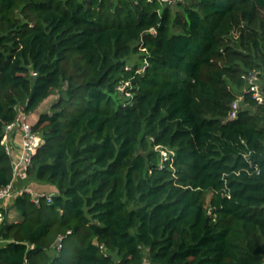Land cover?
Masks as SVG:
<instances>
[{
  "label": "trees",
  "instance_id": "1",
  "mask_svg": "<svg viewBox=\"0 0 264 264\" xmlns=\"http://www.w3.org/2000/svg\"><path fill=\"white\" fill-rule=\"evenodd\" d=\"M257 72L264 0H0V190L6 127L59 96L25 183L53 203L9 205L0 264H264Z\"/></svg>",
  "mask_w": 264,
  "mask_h": 264
},
{
  "label": "built area",
  "instance_id": "2",
  "mask_svg": "<svg viewBox=\"0 0 264 264\" xmlns=\"http://www.w3.org/2000/svg\"><path fill=\"white\" fill-rule=\"evenodd\" d=\"M243 79L247 84V91L253 94V98L258 101V103L263 104L264 98L258 88L257 75L255 73L244 75ZM239 110L240 103L236 101L231 106L229 119H237ZM15 130L21 131L22 134L18 152H16L13 145L10 144V133ZM42 143V137L33 131V125L26 120L25 113H21L16 121L6 127L2 144L5 146L8 155L12 158L13 179L9 185L0 190V225L7 221L9 223H17L15 219V221L11 220L13 218L8 213V216L4 213L5 209L7 210L9 205H12L17 197L31 195L33 202L38 207L41 206L43 198L47 200L48 204L53 203L52 194L36 193L25 184L28 180V168L32 165L33 157ZM163 156L164 160L169 159L167 152H164ZM64 238L65 237L61 236L58 239V250L62 249Z\"/></svg>",
  "mask_w": 264,
  "mask_h": 264
},
{
  "label": "crops",
  "instance_id": "3",
  "mask_svg": "<svg viewBox=\"0 0 264 264\" xmlns=\"http://www.w3.org/2000/svg\"><path fill=\"white\" fill-rule=\"evenodd\" d=\"M41 114H42V106L37 111H35L34 113L27 115L26 120L29 123L34 124V123H36V121L38 120V118ZM21 140H22L21 131L15 130V131L10 133V144L13 145L16 152H18V148L21 144ZM29 187L36 193L53 194L56 191L54 187L48 186V185L29 184ZM8 209L7 210L5 209V214L7 215V213H8L13 218V219H11L12 221L16 220V222H18V221L23 219V217L21 216L19 211L17 209H15L13 206L11 207V209H9V212H8Z\"/></svg>",
  "mask_w": 264,
  "mask_h": 264
},
{
  "label": "rangeland",
  "instance_id": "4",
  "mask_svg": "<svg viewBox=\"0 0 264 264\" xmlns=\"http://www.w3.org/2000/svg\"><path fill=\"white\" fill-rule=\"evenodd\" d=\"M173 2H175L176 0H172ZM257 75V82H258V88H259V91H261V86L263 84V81L261 78H259V73H255ZM121 90H124L123 88H121ZM59 99V96L58 95H54L53 97H51L49 100H47L43 105H42V113H46V112H51L52 111V107L54 105V103ZM239 103L241 105L242 103V99L239 100ZM209 200H210V195H206V198H205V202H206V205L209 204ZM8 208V207H7ZM9 209H11V207H9ZM9 209H8V212H9ZM8 216V214H7ZM56 252L55 251H52L51 252V255L53 256Z\"/></svg>",
  "mask_w": 264,
  "mask_h": 264
}]
</instances>
